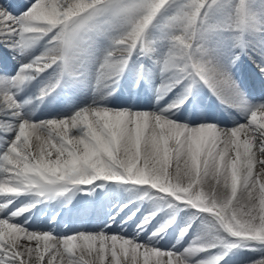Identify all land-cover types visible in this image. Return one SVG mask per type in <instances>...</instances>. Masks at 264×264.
Listing matches in <instances>:
<instances>
[{
  "label": "snow or ice",
  "instance_id": "6c2138e0",
  "mask_svg": "<svg viewBox=\"0 0 264 264\" xmlns=\"http://www.w3.org/2000/svg\"><path fill=\"white\" fill-rule=\"evenodd\" d=\"M0 264H264V0H0Z\"/></svg>",
  "mask_w": 264,
  "mask_h": 264
},
{
  "label": "bare ground",
  "instance_id": "6f19581e",
  "mask_svg": "<svg viewBox=\"0 0 264 264\" xmlns=\"http://www.w3.org/2000/svg\"><path fill=\"white\" fill-rule=\"evenodd\" d=\"M13 3L14 4H19L20 3V0H13Z\"/></svg>",
  "mask_w": 264,
  "mask_h": 264
}]
</instances>
